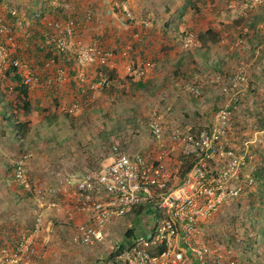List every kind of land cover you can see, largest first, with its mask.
<instances>
[{
  "label": "rangeland",
  "instance_id": "1",
  "mask_svg": "<svg viewBox=\"0 0 264 264\" xmlns=\"http://www.w3.org/2000/svg\"><path fill=\"white\" fill-rule=\"evenodd\" d=\"M40 1L47 6L48 2ZM52 1L60 11L46 14L36 30L48 28L47 22L54 35L58 30L53 24L63 31L70 29V37H63V52L74 58L96 42L113 58L106 66L75 62L70 80L59 62L36 72L16 63L18 70H29L35 79L33 85H26L29 107L25 112L23 98L13 91L16 85L4 76V68L13 55L10 50L19 49L15 47L19 34L33 30L25 18L28 4L26 0L0 1L1 18L14 11L22 19L20 26L10 29L8 25L14 49L0 36L7 42L2 45L7 52L0 58V250L6 252L4 264H93L127 241L126 229L137 234L150 225L149 216L126 217L108 227L101 243L89 247L71 242L60 233L66 229L54 225L46 243L43 236H34V255L16 263L11 258L31 229L34 192L49 186L56 174L80 177L98 169L107 163L112 146L129 154L148 152L152 144L147 125L153 113L167 149L173 150L168 161L174 167L180 147L168 136L184 126L201 129L207 116L231 99L235 89L230 88L229 77L240 74L244 83L232 97L235 109L227 143L240 148L252 139L259 132L254 130L253 114L264 113V0ZM22 3L27 5L17 9ZM120 4L130 13V20L121 14ZM98 9H108L110 14H99ZM145 63L150 67L140 78L126 74L127 67ZM40 70L49 74L47 83ZM58 71L62 72L60 80ZM187 86L194 87L198 96L188 93ZM223 87L230 89L226 97L221 95ZM256 136L249 147V161L258 169L264 166V134ZM19 159L25 167L22 182L12 175ZM254 180L245 195L223 202L199 222L198 245L220 256L222 264L228 259L233 264H264V181L260 176Z\"/></svg>",
  "mask_w": 264,
  "mask_h": 264
},
{
  "label": "built area",
  "instance_id": "2",
  "mask_svg": "<svg viewBox=\"0 0 264 264\" xmlns=\"http://www.w3.org/2000/svg\"><path fill=\"white\" fill-rule=\"evenodd\" d=\"M117 7L126 20L131 19L123 4ZM53 27L58 30L56 48L63 52V37L69 38L72 32L68 28L61 30L57 24ZM0 36L12 42L10 29L1 20ZM4 56L1 47L0 58ZM111 58L112 53L103 52L94 43L79 50L76 62L106 66ZM148 67L149 63L127 67L126 74L140 78ZM32 77L22 75V83L33 85ZM61 77L62 72L58 71L56 78ZM242 83L240 74L228 78L230 88L235 89L229 96L231 99L211 112L201 129L184 126L168 136L172 144L180 147L176 167L168 161L173 150L167 149L163 130L153 113L147 125L152 144L148 152L129 154L112 146L107 163L98 169L80 177L54 175L49 186L34 192L31 229L12 251L13 262L35 254V235H42L44 243L49 240L52 219L58 212H61L62 226L71 229L72 242L89 247L104 240L110 225L126 217L134 218L133 212L139 210L134 220L149 216L150 225L137 234L132 233L121 252L112 257L107 254L93 264H222L220 256H213L198 245V225L223 202L238 200L255 184L253 173L257 168L249 161V147L256 141V135L264 134V129L255 132L240 148L227 143L235 109L232 97L241 91ZM185 89L194 97L199 94L192 86ZM228 90L223 87L221 95L228 96ZM183 159L188 160L190 167L182 178H176ZM24 173V162L19 159L12 169L14 180L22 182ZM5 257V250H0V264H4ZM228 260L227 264H233Z\"/></svg>",
  "mask_w": 264,
  "mask_h": 264
},
{
  "label": "trees",
  "instance_id": "3",
  "mask_svg": "<svg viewBox=\"0 0 264 264\" xmlns=\"http://www.w3.org/2000/svg\"><path fill=\"white\" fill-rule=\"evenodd\" d=\"M1 1V0H0ZM27 4L22 3V5H19L16 7L19 9L22 6H25L26 8V15L25 18L28 19V21L31 23L32 29L31 31H26L24 34H19L18 36V43H22V46L18 50H13V55L10 57V59H7V65L4 68V76H9L10 79L14 82L15 85L13 87V91L20 94V96L23 98L22 102V108L26 112L28 111L29 104L26 101L27 100V86L21 82V78L19 76V71L16 63H19L21 65L26 66H32L34 64L36 67L32 66L33 71H37L39 69H44V67H47L50 63L54 66H56L57 62H59L61 65L64 66V69L68 72V80L73 77L75 71L73 69L76 58L74 56H69L65 51L60 52L56 48V41H57V34L54 35V33L48 28H43L40 30H36L38 24L41 22V20L44 19V16L46 14H54L55 12H59L60 9L57 5H54L55 3L52 0H45L47 3V6L40 0H26ZM4 4V3H3ZM65 7V6H64ZM49 8V9H48ZM49 11V12H48ZM15 12L11 11L10 13L6 14V17L1 18L0 20L2 24H6L7 26L15 27V25L20 26L21 25V18H19ZM16 15V16H15ZM6 19V20H5ZM127 21V20H126ZM204 34L208 35V30L204 32ZM100 47V45L98 44ZM26 54V56L24 55ZM11 55V53H9ZM28 58V59H27ZM27 59V60H26ZM31 63V64H28ZM60 65V66H61ZM42 81L47 83L49 81V74H47L46 70H40ZM54 80H55V74H54ZM254 120H253V127L255 131H261L264 129V113H257L255 112L253 114ZM190 167V164L188 160L182 161V165L180 166V173L179 178H182L185 173L188 171ZM255 176H260V179L264 181V166H261L258 168L254 173ZM262 174V175H259ZM140 214V211H134L133 217L135 219L136 216ZM132 234L130 229H126L123 233V236L128 238ZM126 242H121L114 248L110 253H108L109 257H112L119 252L122 251L124 248V244Z\"/></svg>",
  "mask_w": 264,
  "mask_h": 264
},
{
  "label": "crops",
  "instance_id": "4",
  "mask_svg": "<svg viewBox=\"0 0 264 264\" xmlns=\"http://www.w3.org/2000/svg\"><path fill=\"white\" fill-rule=\"evenodd\" d=\"M49 9V8H48ZM104 11H106V13L105 14H110V12H108V9L107 10H104V9H98V12H99V14H102ZM13 12V11H12ZM49 12V11H48ZM109 16V15H108ZM47 26H50V24H48V22H47V24H46ZM4 40V39H3ZM2 39H0V48L2 47V48H4L2 45L4 44L5 45V43L7 44V42L4 40L3 41ZM5 42V43H4ZM82 43V42H81ZM97 43V42H96ZM103 44V43H102ZM8 45L9 46H11L12 47V49H14V39L12 40V42L11 43H8ZM20 46H22V43L20 42V43H18V46H15V47H17V48H20ZM5 51L7 52V49H5ZM10 51H13V50H10ZM24 68H26V65H22ZM32 67V66H31ZM19 71V76H20V78L22 77V75H25V74H29V75H32L31 73H30V71L29 70H24V71H20V70H18ZM33 73V72H32ZM17 86V85H16ZM52 223H53V226L55 225L56 227H62V228H65L66 229V231H61L60 233H61V235H64V233L69 237V240L72 242V240H71V229L69 228V227H66V226H62V216H61V212H58V214H57V216H56V218H54V219H52ZM107 233H108V228L106 229V235H107ZM40 236H42V235H40Z\"/></svg>",
  "mask_w": 264,
  "mask_h": 264
},
{
  "label": "clouds",
  "instance_id": "5",
  "mask_svg": "<svg viewBox=\"0 0 264 264\" xmlns=\"http://www.w3.org/2000/svg\"><path fill=\"white\" fill-rule=\"evenodd\" d=\"M101 48V47H100Z\"/></svg>",
  "mask_w": 264,
  "mask_h": 264
}]
</instances>
